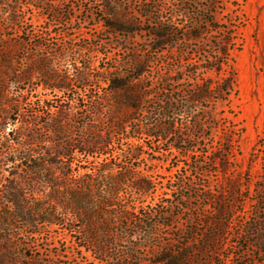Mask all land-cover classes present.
<instances>
[{"label":"trees","instance_id":"trees-1","mask_svg":"<svg viewBox=\"0 0 264 264\" xmlns=\"http://www.w3.org/2000/svg\"><path fill=\"white\" fill-rule=\"evenodd\" d=\"M26 1L0 0V264H43L27 254L36 248L32 240L54 227L72 238V247L90 253L93 264H264V191L257 202L246 199L241 171L229 175L236 126L213 153L196 138L204 129L200 112L211 115L234 91L230 63L248 0H145L137 7L132 0H103L93 27L103 22L109 36L125 43L148 34L149 47L139 51L148 58L144 69L132 57L137 52L99 69L91 42L49 33L34 39L21 28ZM70 8L51 7L52 17L67 25ZM212 33L219 37L204 65L190 63L188 72L195 78L226 68L229 77L221 83L196 79L178 93L176 82L187 70L171 66L161 88L139 84L143 72L151 73L149 55ZM37 79L44 89L34 96ZM132 135L151 143L131 142ZM174 152L195 156L194 170L219 160L222 175L220 191L204 195L214 211L190 216L183 227L176 209L185 207L156 201L159 183L141 172L150 156ZM249 202L255 203L248 210Z\"/></svg>","mask_w":264,"mask_h":264},{"label":"rangeland","instance_id":"rangeland-1","mask_svg":"<svg viewBox=\"0 0 264 264\" xmlns=\"http://www.w3.org/2000/svg\"><path fill=\"white\" fill-rule=\"evenodd\" d=\"M121 1L128 3L131 0ZM144 1L132 0L136 7L144 4ZM102 5L103 0H28L23 2L21 13L24 14V23L21 28L32 30L36 40L44 39V36L49 33L52 38L60 40L63 37L66 39L72 37L80 41V44H82L81 40L91 42L96 50L94 56L97 61L96 67L99 69L106 64L114 66L116 61H123L125 56L131 57L133 54L129 55V51L137 52L132 57L139 60L143 69L147 68L148 58L147 56L141 58L139 51L149 47V35L140 33L135 38H129L125 43L114 35L109 36L103 22L93 27V21L99 18L94 11ZM54 6L58 7L61 13L70 12L69 7H71L72 20L69 24L64 25L52 17L51 7ZM229 8L232 7L229 6ZM90 9L93 10L90 11ZM239 15L243 21L238 34L240 48L233 51V61L230 63L236 80L234 91L226 101L220 99L217 102L211 115L207 109L200 112L199 120L203 123L204 129L197 134L196 138L203 140L202 142L207 146L204 149L207 151L209 149L213 153L212 151L218 150L224 143V137L226 133L229 134V128L232 125L236 126L235 129L240 137H234L236 147L230 158L232 167L229 169V175L235 176V170L239 169L243 196L246 199L254 198L257 202L264 191V142L261 143L264 137V0H248ZM7 16L5 15L4 18ZM221 20L222 23L225 22L222 18ZM0 25L3 27L2 20ZM58 33L61 36H58ZM218 37L219 34L212 33L203 42L198 43L192 40L183 46L178 44L169 48L162 54L149 55L152 59L151 69H149L151 73L143 72L139 84H149L151 85L149 89L161 88L162 75L173 66L176 70L181 67L185 69L184 71L187 70L182 80L176 82L179 87L178 93L194 83L196 79V82L200 84L210 79L215 87L224 78L229 77L226 68L220 74L209 72L203 77L195 76L194 78L192 73L188 72V65L190 63H196L197 66L204 65L205 57L212 51L209 44ZM175 59L176 62H174ZM82 63L79 60L77 65L80 67ZM74 65L70 66V70L74 68ZM174 75L178 74L174 73ZM36 85L34 96L40 95L44 89L39 79L36 80ZM101 87L104 88L106 85L101 82ZM54 97L55 94H52L48 98L54 99ZM129 141L145 145L151 143V140L144 135H132ZM153 157H159V160L155 158L149 161ZM194 158L195 156L181 157L178 152H174L171 156L166 154L150 156L148 162L141 165V172L153 176L159 183L156 201L160 198L170 199L175 205L177 203V207H185L183 210L176 209L181 215L180 227H183L192 215L212 213L215 208L214 201L206 200L204 195L206 193L215 195L220 191L222 175L219 160L214 166L208 159L207 163L202 164L201 169L194 170ZM199 160L206 161L204 158ZM244 184L247 185L244 186ZM224 191H227L226 188ZM225 197L229 199L227 194ZM181 198L184 200L180 201ZM187 198L190 200H186ZM255 202H249L245 208L249 210ZM239 205L241 202L235 200L234 208L239 209ZM71 240V237H66L63 231L54 227L49 233L46 232L32 240L36 248L29 251L27 255L43 264H93L91 254L80 252L72 247ZM217 260L214 259L212 264H218ZM234 262L238 263L237 260ZM229 264H233V261L230 260Z\"/></svg>","mask_w":264,"mask_h":264}]
</instances>
